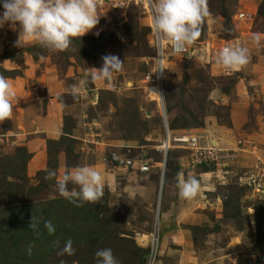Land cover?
Instances as JSON below:
<instances>
[{
  "label": "rangeland",
  "instance_id": "rangeland-1",
  "mask_svg": "<svg viewBox=\"0 0 264 264\" xmlns=\"http://www.w3.org/2000/svg\"><path fill=\"white\" fill-rule=\"evenodd\" d=\"M208 9L196 41L246 47L250 62L228 70L216 59L206 64L199 56H174L166 63L164 103L175 135L213 139L233 155L219 170L193 168L194 158L184 150L171 151L165 164L156 149L165 128L159 104L147 91L156 54L140 7H100L98 24L63 52L37 43L17 46L19 26L0 27V75L16 80L31 73L22 98L41 101L45 92L37 90L34 79L52 68L66 89L56 99L74 111L62 118L68 136L48 142L47 167L39 172L29 168L27 149L7 136L13 120L0 123V264H96L94 254L104 248L112 249L120 264H149L155 240L156 264H264V184L259 193L239 180L264 170V0H208ZM246 9L254 13V22H235L233 17ZM256 33L259 43L253 40ZM109 55L118 57L121 67L93 82L91 76L99 75L95 69H102ZM73 84L81 89L76 100L69 94ZM77 144L107 151L108 157L116 152L152 158V169L125 172L107 162L113 183L104 187L100 200L73 203L59 195L56 179L66 170L100 163L78 159ZM61 150L67 159H58ZM49 170L57 177L46 179ZM188 171L195 172L189 176L199 177L201 187L196 206L183 212L178 203L188 200L180 198L177 183L180 172L187 177ZM31 218L36 231L28 227ZM45 221L52 222L54 234ZM69 238L75 255L58 256ZM57 240L60 248L53 246Z\"/></svg>",
  "mask_w": 264,
  "mask_h": 264
},
{
  "label": "clouds",
  "instance_id": "clouds-1",
  "mask_svg": "<svg viewBox=\"0 0 264 264\" xmlns=\"http://www.w3.org/2000/svg\"><path fill=\"white\" fill-rule=\"evenodd\" d=\"M103 2L104 0H2L0 27L7 23L13 30H17V25L19 26L17 46L37 43L49 51L63 52L70 48L74 39L86 35L98 24V10ZM149 3L158 55L164 53L166 45L182 50L194 44L201 36L205 19L210 15L208 0H149ZM253 40L259 43L260 34H253ZM249 62V49L238 45L223 47L216 58V63L228 70H239ZM121 65L118 57L106 56L103 68L95 69L99 75H92L91 80L94 82L101 77H108ZM69 94L74 100L78 99L81 94L80 86L71 85ZM14 99L16 93L13 85L6 77L0 75V123L11 119ZM137 167L136 165L135 168L121 169L137 172ZM56 177L57 173L52 170L46 175V179ZM70 184L74 186L71 189ZM56 187L59 195L73 203H96L103 195L104 177L94 167L79 166L66 170L57 178ZM177 187L181 199L192 200L198 195L201 185L196 177L180 175ZM28 227L36 231L38 224L31 218ZM44 227L50 235L55 233L51 221H45ZM53 246L60 248V241H55ZM32 247L28 246L29 254ZM75 252L73 241L69 238L57 255L72 256ZM94 255L96 264H120L110 248L98 249ZM60 264H65V261L61 260Z\"/></svg>",
  "mask_w": 264,
  "mask_h": 264
},
{
  "label": "built area",
  "instance_id": "built-area-1",
  "mask_svg": "<svg viewBox=\"0 0 264 264\" xmlns=\"http://www.w3.org/2000/svg\"><path fill=\"white\" fill-rule=\"evenodd\" d=\"M104 6H108L113 9H124L128 8L129 6L140 7L142 9V14L147 20V26L150 30V45L155 50L156 54L154 58V67L148 77L149 85L147 91L149 98L151 100H155L159 104L162 118L161 121H163L165 128V134L160 140V145L156 147L158 152L161 153L165 164L167 163V159L171 151L184 150L189 151L191 156L194 158L191 159V166L193 168L213 167L216 170H219V167L226 168L228 164L226 161L230 160L226 158H232L233 155H228L229 153H226V151L216 143L217 141H214L213 139H206L204 136L186 134V132L175 135L170 129L169 123L167 122L168 116L164 103V74L166 71V63L174 56H199L201 61L205 62L206 64H210L212 63V60L214 61L216 59L220 49L225 46H233L231 42L223 41L221 46L217 48V46L211 42H207L205 44L203 42L195 41L194 44L186 46L182 50H177L175 47L166 45L164 53L162 55H158L156 37L152 30V9L150 7L149 0H104L101 7ZM233 18L235 22L245 23L248 25L254 22V13L248 11L247 9L239 10V12ZM107 159H109L108 162L113 168L129 169L135 168L137 165L139 172L143 174L149 173L153 165L152 158H148L146 160H136L116 152L109 154ZM257 171V173L255 171L254 173L253 171L249 172L247 178L241 176L239 180L241 186H247L248 188L260 193L262 191L259 190V187H263L264 184V170ZM156 248L157 246L154 247V253L150 258L149 264H156Z\"/></svg>",
  "mask_w": 264,
  "mask_h": 264
},
{
  "label": "crops",
  "instance_id": "crops-1",
  "mask_svg": "<svg viewBox=\"0 0 264 264\" xmlns=\"http://www.w3.org/2000/svg\"><path fill=\"white\" fill-rule=\"evenodd\" d=\"M46 69L47 70H42L43 73L34 79L36 80L34 85L37 87V90L42 88L43 92H45V96L41 101H39V99L24 101L22 98L26 85L29 86L31 84L28 78L30 76L33 78L31 73L30 75L25 74V76L16 80H9L16 93V99L13 100L15 112L11 117L14 122V130L7 134V136H15L17 138L15 141L21 143L20 145L27 149L31 159L29 161V168L35 172L43 171L47 167L49 159L48 142H59L62 140L63 136H68V134H64V121L62 118L67 111H71V114L74 112L72 111L73 106L64 109L56 99L58 96L62 95L66 89L64 88V85H62L58 75H55L52 72V68L48 69L47 67ZM29 71L30 70H27V72ZM24 78L27 79V81L24 80ZM79 133L80 131L78 129L74 130L73 135L75 139H79ZM75 152L79 157L78 159H100V163H98V166H95V169L104 177V187L112 185L113 175L108 174L105 171V168L108 166V156H106L108 154L107 151L99 152V149L93 150V148L91 149L87 145L77 144ZM58 159H67L65 152H62L61 150ZM91 167H94V164H92ZM119 170L126 172L125 169ZM194 173V171L187 172L188 176ZM180 175L184 176V173L180 172L179 176ZM203 175L204 178L207 176L205 174ZM195 201L196 200L193 199L188 200L187 205L182 202L178 204L181 209L183 207L182 211L184 212V209H187L188 207L194 208L196 206ZM164 217H168V213H166V215L164 214ZM182 217L183 216L180 218ZM169 236L167 235V238H169Z\"/></svg>",
  "mask_w": 264,
  "mask_h": 264
},
{
  "label": "bare ground",
  "instance_id": "bare-ground-1",
  "mask_svg": "<svg viewBox=\"0 0 264 264\" xmlns=\"http://www.w3.org/2000/svg\"><path fill=\"white\" fill-rule=\"evenodd\" d=\"M154 246L156 247L157 245H156V240H155V244H154Z\"/></svg>",
  "mask_w": 264,
  "mask_h": 264
}]
</instances>
